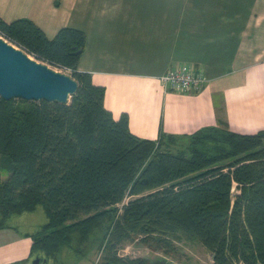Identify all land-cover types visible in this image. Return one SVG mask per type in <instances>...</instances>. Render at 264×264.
<instances>
[{"label": "trees", "instance_id": "1", "mask_svg": "<svg viewBox=\"0 0 264 264\" xmlns=\"http://www.w3.org/2000/svg\"><path fill=\"white\" fill-rule=\"evenodd\" d=\"M0 35L77 82L65 103L0 96V172L9 174L0 229L41 205L47 221L31 234L30 255L53 262L64 247L89 252L100 232V264H149L118 254L134 237L164 252L198 242L211 255L202 264H264V130L238 133L221 121L183 138L138 137L126 112L105 108L104 86L78 71L83 31L48 38L27 18H0Z\"/></svg>", "mask_w": 264, "mask_h": 264}, {"label": "crops", "instance_id": "2", "mask_svg": "<svg viewBox=\"0 0 264 264\" xmlns=\"http://www.w3.org/2000/svg\"><path fill=\"white\" fill-rule=\"evenodd\" d=\"M0 18H27L48 38L83 31L78 71L104 86L105 108L126 112L138 137L183 138L221 121L238 133L264 130V0H0ZM179 65L201 71L204 87L165 89L159 78ZM43 223L7 221L0 264H31V234Z\"/></svg>", "mask_w": 264, "mask_h": 264}, {"label": "water", "instance_id": "3", "mask_svg": "<svg viewBox=\"0 0 264 264\" xmlns=\"http://www.w3.org/2000/svg\"><path fill=\"white\" fill-rule=\"evenodd\" d=\"M77 82L29 57L22 49L0 37V96L5 100H46L65 103L74 94ZM46 263L35 256L31 264Z\"/></svg>", "mask_w": 264, "mask_h": 264}, {"label": "rangeland", "instance_id": "4", "mask_svg": "<svg viewBox=\"0 0 264 264\" xmlns=\"http://www.w3.org/2000/svg\"><path fill=\"white\" fill-rule=\"evenodd\" d=\"M4 39L6 42L10 43L7 39ZM12 44V43H10ZM14 45V44H12ZM15 46V45H14ZM17 47V46H15ZM32 59L45 64L49 68L61 72L66 75H70L69 72L65 69L56 67L47 62L38 60L31 55H29ZM9 176L8 172L1 171L0 172V181H3ZM47 221L46 214L41 205L36 206L33 211L23 212L21 214L12 215L8 222L10 224L15 225L18 229H24L28 222H41ZM100 229H95L89 238V242H91ZM100 232L97 236V241L90 246L89 252H86L83 255L77 254L75 251L68 247H64L61 250V253L58 256L57 261L52 262L51 260L47 264H90L97 255V246L98 239L100 238ZM88 244V243H87ZM119 254L121 256L127 257H144L148 259L149 264H202V263H210L211 255L210 253L200 244L188 241H179L175 242L173 249L164 252L161 250L151 249L146 245L142 244L137 237H134L132 240L125 242L119 248ZM43 264V263H41Z\"/></svg>", "mask_w": 264, "mask_h": 264}, {"label": "built area", "instance_id": "5", "mask_svg": "<svg viewBox=\"0 0 264 264\" xmlns=\"http://www.w3.org/2000/svg\"><path fill=\"white\" fill-rule=\"evenodd\" d=\"M67 71L69 72V70ZM159 80L165 89L181 92L190 90L199 91L208 81L201 71H195L186 65L170 67ZM101 253L102 250L97 253L95 259L90 264H100Z\"/></svg>", "mask_w": 264, "mask_h": 264}]
</instances>
